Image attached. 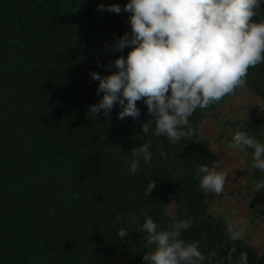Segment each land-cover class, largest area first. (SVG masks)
Masks as SVG:
<instances>
[{
    "label": "trees",
    "instance_id": "16d2710c",
    "mask_svg": "<svg viewBox=\"0 0 264 264\" xmlns=\"http://www.w3.org/2000/svg\"><path fill=\"white\" fill-rule=\"evenodd\" d=\"M127 0H0V264H145L150 251L140 231L144 214L159 227L171 216L192 218L182 233L197 240L205 264L247 253L249 264H264L261 250L242 239H230L225 219L209 211L195 169L209 163L210 140L199 129L208 112L233 93L189 117L191 135L171 143L147 134L141 124L150 118L143 100L137 119L87 113L100 99L90 71L107 74L122 51L103 47L130 32ZM119 4L120 13L98 11V5ZM264 10V4L261 5ZM257 20L258 17H253ZM99 58L100 66L96 58ZM249 90L264 100V63L248 69ZM263 119L244 118L246 130L264 143ZM185 131H189L186 127ZM151 141L152 159L132 174L130 149ZM248 175L257 188L264 171ZM163 153V155H161ZM148 180L154 188L145 195ZM251 215L264 217V188ZM120 228L128 230L116 238Z\"/></svg>",
    "mask_w": 264,
    "mask_h": 264
},
{
    "label": "clouds",
    "instance_id": "9594fccd",
    "mask_svg": "<svg viewBox=\"0 0 264 264\" xmlns=\"http://www.w3.org/2000/svg\"><path fill=\"white\" fill-rule=\"evenodd\" d=\"M262 4L264 0H127L123 10L129 13L130 32L103 47L117 52L127 47L128 51L104 65L115 71H90L101 95L98 102L88 106L87 113L110 118L115 104L120 120H135L140 116L136 102L143 100L150 118L142 122V133H149L154 125L152 135L165 136L171 143L191 135L189 117L197 108L206 109L243 87L248 69L264 63ZM97 10L118 14L121 6L101 4ZM96 60L100 66L99 58ZM229 146L236 151L252 149L251 167L264 171V143L246 130H235ZM150 148L148 140L130 149L128 166L132 174L140 169L141 161L152 159ZM222 164V160L213 161L195 169L204 193L224 191L228 171ZM154 186L155 182L148 180L146 196ZM257 188H264V180ZM192 223L191 217L173 215L161 228L151 215L144 214L140 231L146 234V245L151 246L142 256L145 264H205L216 258V252L206 257L199 241L182 236ZM226 223L232 241L243 238L244 225H237L231 217H226ZM127 233L120 228L116 238L122 239ZM235 251V247L230 248L227 260H220V264H249L246 252H239L234 259ZM258 255H264V249Z\"/></svg>",
    "mask_w": 264,
    "mask_h": 264
},
{
    "label": "rangeland",
    "instance_id": "374dc122",
    "mask_svg": "<svg viewBox=\"0 0 264 264\" xmlns=\"http://www.w3.org/2000/svg\"><path fill=\"white\" fill-rule=\"evenodd\" d=\"M244 118H262L264 122V100L252 93L247 85L240 87L217 109L208 112L199 124L200 132L211 142L212 155L208 164L222 160V167L228 171L224 191L219 194L206 192V197L212 214L225 221L226 217H231L237 225H244L242 240L264 249V217L254 220L249 217H252V203L262 200V191L250 183L247 153L244 149L236 151L229 146L233 132L242 130L240 122ZM113 264L126 263L117 258Z\"/></svg>",
    "mask_w": 264,
    "mask_h": 264
},
{
    "label": "crops",
    "instance_id": "0c3cea01",
    "mask_svg": "<svg viewBox=\"0 0 264 264\" xmlns=\"http://www.w3.org/2000/svg\"><path fill=\"white\" fill-rule=\"evenodd\" d=\"M249 217H250V219H251V220H254V218H253V217H251L250 215H249ZM250 219H248V221H250Z\"/></svg>",
    "mask_w": 264,
    "mask_h": 264
}]
</instances>
